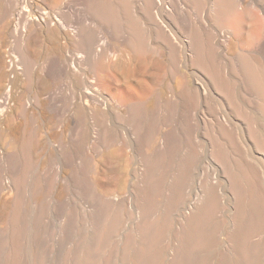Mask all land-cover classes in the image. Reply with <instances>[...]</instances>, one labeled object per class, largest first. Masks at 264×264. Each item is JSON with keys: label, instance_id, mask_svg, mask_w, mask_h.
Wrapping results in <instances>:
<instances>
[{"label": "bare ground", "instance_id": "obj_1", "mask_svg": "<svg viewBox=\"0 0 264 264\" xmlns=\"http://www.w3.org/2000/svg\"><path fill=\"white\" fill-rule=\"evenodd\" d=\"M1 1L0 20L12 17L16 32L21 21L24 29L36 26L51 36H66V29L73 32L78 26L83 53L69 57L74 61L94 50L97 39L92 32L84 33L82 8L65 0H37L35 7L30 0ZM93 1L96 17L118 24L129 35L122 43L130 57L125 60L120 55L121 62L102 63L100 70L94 67L103 71L96 86L112 87L111 98L105 100L92 92L95 87L87 86L85 90L97 96L91 98L93 105L76 93L71 102L58 106L66 116L75 117L76 126L94 119L95 124L110 120V127L135 129L132 144L122 137V146L117 147L114 134L103 142L122 162L115 163L118 173L124 166V174L138 179V169H128L135 157L144 167L133 184L114 182L115 191L127 189V195L107 199L110 211L97 231L100 240L119 237L127 209L137 222L100 264H264V164L257 156L260 151L255 152L257 146L264 152V0H171L178 14L189 4L187 8H195L199 16L194 28L182 19L185 29L182 15H176V23L169 19L173 9L167 0H118L122 15L104 0ZM66 13L71 25L63 19ZM216 26L225 29L216 31ZM33 31L34 42L39 43L40 32ZM18 57L23 66L31 63V57L21 52ZM100 102L104 109H118V119L99 110ZM18 113L21 120L0 137V264H54L38 242L55 212L54 203L41 182L34 188L28 182L44 172L37 167L41 155L36 154L37 131L23 107ZM186 115H209L218 130L188 129L181 134L174 127ZM78 143L82 146L81 139ZM129 146L135 155L126 154L124 147ZM73 147L56 153L61 154L62 164H82L81 151ZM203 154L218 161L220 175L215 167L203 175L196 173V161ZM11 188L14 195L5 209V193ZM256 237L259 240L252 243ZM79 244L72 245L58 264H73ZM88 252L83 246L78 257Z\"/></svg>", "mask_w": 264, "mask_h": 264}, {"label": "rangeland", "instance_id": "obj_2", "mask_svg": "<svg viewBox=\"0 0 264 264\" xmlns=\"http://www.w3.org/2000/svg\"><path fill=\"white\" fill-rule=\"evenodd\" d=\"M104 1L111 10H117L116 13L119 12V15L123 14L118 0ZM172 1L167 0V5L169 7L172 5L170 7L171 9L175 6ZM64 2L84 10V33L92 32L94 38L98 40H96L94 50H92L91 54L88 53L86 55V52H84L83 58L74 59V61H72L69 55L73 57L76 54L83 53V50H80L82 48L79 44L80 34L76 29L78 26H74L75 29L73 32L72 29H66V36H59L58 33L56 36H51L46 30L41 29L42 31H40L36 26L32 28L27 26L24 29L23 21L19 22L20 30L16 32L15 21L12 17H6L7 19L0 20V137L3 136V134H7L6 132H8V129H11V124L21 120L22 117L18 112H20V109L23 107L26 111V115H28L29 119H32V126L37 131L36 142L39 144V149H36V154L38 155V152L39 154L41 153L40 156H37V167L40 172L44 171L41 172V176L37 178L35 176V178L33 177L31 180L30 177L28 182L33 188L38 187L40 184L39 182H41L46 190L47 199L54 203L55 208V212L50 215L41 231L40 238L38 239L40 248L41 250L49 251L53 257L52 261L54 264H58L64 256L68 254L70 247L79 242V247L73 258V264H100L110 250L119 244L123 234L129 232L137 222L131 209H127L126 220L121 226L119 237H109L108 241L106 239L100 240L97 231L103 225L107 213L110 211L107 199L117 198L120 193L127 195V189L124 192L115 191L114 182L120 181L125 185H131L134 181H138V179L141 178L138 174L142 173L141 170H144L140 160L135 157L132 159L128 169L133 167L138 169V174L136 175L138 179H132V175L128 173L124 174V169L127 168L124 166H120L123 171L121 174L118 173V167L115 166V163L122 162L112 155V149L106 146V140L103 142V139L112 134L117 135L118 141L115 143L117 147H120L122 146L121 143H123V138L128 139L131 143L136 135V130L123 127H110V123L112 122H109L110 120L107 122L100 121L95 124L94 119H91L87 125L76 126L75 117L71 114L67 116L63 114L62 108H59L58 105H61L63 102H71L72 97L76 93L77 95L82 93V97L90 101L91 104V98L96 95H102L105 100L111 98L114 95L112 87L106 89H102L101 86L97 87L100 82L96 80L98 81L96 84L95 79L102 78L100 72L103 71L99 70L102 69L104 66L103 64L106 66L107 64L111 65L116 63V60L119 62L121 60L118 58L120 55L123 59L125 58V60L127 58L129 59V51L124 47L125 43H122L124 40H129L127 39L129 35L126 36L118 24L104 22L96 17L93 11V0H65ZM30 3L33 7L38 4L37 0H30ZM169 3L171 5H169ZM1 4L2 1L0 0V6ZM185 4H187V2H185ZM186 8L184 10H186ZM173 10L172 12L176 14H169H171V17L175 15L176 19L175 17L171 18L169 14L166 15H168V18L170 17V20L173 19L174 23L179 22L178 18L182 15L180 17L181 24H183L182 19L187 18V23H192L191 26H193V28L197 25L199 16L195 8H190L188 6L187 12L183 10L182 13H185L184 18V13L178 14L176 10ZM28 11L29 10H27V12ZM166 15L165 18H167ZM32 16L35 17L34 14L31 13L30 17ZM63 17L65 23L71 25V16L66 13ZM184 24L186 25V20ZM185 25L183 26L184 29ZM182 26L179 25L178 27L182 28ZM51 27L53 28L54 26L52 25ZM214 28H216L214 29L216 31L225 29L221 26H216ZM33 29L40 32V34L37 35L39 43L34 42L33 33L35 31H33ZM98 45L100 47H98ZM97 48L101 51L97 50ZM127 51L128 53L126 55ZM20 52L23 54V57H31V63L28 64L33 65L27 64V67L23 66L26 64L19 61L18 55ZM122 53H124V55ZM32 59H34V62H32ZM73 62L75 63L72 64ZM109 62L111 63L109 64ZM123 62L124 60H122V63ZM92 65L95 66L92 67ZM24 67L28 70L26 71ZM94 67L97 69L99 68V70L97 71ZM90 68L92 70H88ZM80 74L84 76L82 77ZM94 75L97 76L95 77ZM87 86L95 87V89H92V92L96 94L95 96L85 90L84 87ZM4 97L5 101L2 103ZM171 102L173 103V101ZM100 105L101 102L97 106L99 110L103 112L109 111L112 118L114 117L115 120L118 119H116L117 116L115 115L118 109H115L116 111L114 110V112L113 109L105 108V110L104 107ZM162 110L164 111L165 108ZM119 112L124 114V108H121ZM212 122V118L209 115H186L185 117L177 119V124L174 129H178V131L184 135H186L188 129H193L197 133L200 131H202L201 133H205L206 131L216 132L218 129L212 126ZM127 128H129V126ZM244 130L245 129H240L241 132H244ZM127 135H129L128 138H126ZM78 138L82 140V146L78 145ZM69 142L72 144L69 145ZM190 142L193 144L192 140H190ZM97 146L99 147L97 148ZM70 147H73L75 149L74 151H81V159L83 160V165L81 164L82 167L78 162H74L75 164L70 162L71 165L68 163V166L64 163L62 164V160L60 159L61 154H56L58 151L64 152L67 150H64V148H68L69 150ZM257 147H255L256 150L261 148L260 146ZM131 148H133V146H129L128 148L124 147V151L128 156L135 155ZM1 149L2 146L0 145V151H3V149ZM256 150V154L260 151L257 156L259 159H262V161H260L264 164V155H262L264 152L261 153V149ZM53 155H56V157ZM59 159L61 162H59ZM21 160L24 161V159ZM22 162L20 166L25 163V161L24 163ZM61 165H63L61 167L62 169H60ZM209 167H215L216 173L220 175L218 161L210 156L207 157L204 154L200 155L195 164L196 173L198 175L206 174L207 171H210ZM44 173L45 175H43ZM60 175L62 177H60ZM35 183H37V185H35ZM13 193L14 190L12 188L10 191H6V200L3 206L5 209L10 206V201L14 195ZM32 208H34V205ZM257 240H259V238H253L252 243L257 242ZM83 246L84 251L87 249L89 252L87 256L85 253L83 258L81 256L78 257Z\"/></svg>", "mask_w": 264, "mask_h": 264}]
</instances>
